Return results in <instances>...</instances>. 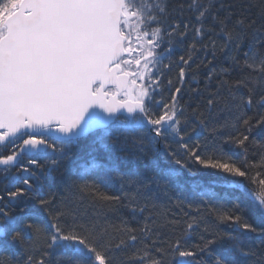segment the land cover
Instances as JSON below:
<instances>
[{
	"label": "snow or ice",
	"instance_id": "snow-or-ice-1",
	"mask_svg": "<svg viewBox=\"0 0 264 264\" xmlns=\"http://www.w3.org/2000/svg\"><path fill=\"white\" fill-rule=\"evenodd\" d=\"M158 145L193 175L241 178L231 207H209V223L200 206L159 204L137 165ZM62 168L64 186L45 190ZM113 181L119 194L101 190ZM116 206L142 219L115 224ZM65 260L264 264V0H0V264Z\"/></svg>",
	"mask_w": 264,
	"mask_h": 264
},
{
	"label": "trees",
	"instance_id": "trees-1",
	"mask_svg": "<svg viewBox=\"0 0 264 264\" xmlns=\"http://www.w3.org/2000/svg\"><path fill=\"white\" fill-rule=\"evenodd\" d=\"M180 50H181V48H176L171 55L165 54L162 57V65L163 64H168L170 60H172V61L177 60ZM217 62L221 63V64H226L227 63L226 60H225V57H223L222 55L219 56ZM162 65H161V67H162ZM162 70L164 72V76L161 77V78L164 79L163 83L165 84V91L163 92V95H164V97L166 99L167 96L169 95L168 91L166 90V88H167L166 79H172L173 83H175L178 69L173 67L171 70L163 69V68H162ZM205 71H206V69H201V71H200V76L201 77H203V74H204ZM233 75H235V73H233ZM189 81H190V78H189ZM192 86L195 87L196 85L193 83ZM200 86L201 87L203 86V80L202 79H201ZM157 99H159V97H157ZM201 143L203 144L204 140H202ZM86 145L87 144H85L82 148H86ZM158 146H160V145H158ZM77 151H79L78 152L79 154H81L83 152V151H81L79 149ZM226 151H229V154L234 157V159L237 161V163H239L240 160L244 159V154L238 148H236V149H226ZM164 152H165V149H164V147L162 145V149H161V152H160L161 155H159V157H158L159 160H157L156 163L160 167L159 169H161V170H163V168H165L167 165H169L170 166V170L173 172L175 165L172 164V163H169L168 161H166L164 159ZM100 153H103V149H98V151L96 153H94V155L98 156ZM209 154H211V152H209ZM255 158L256 157H255L254 153L252 151H250L248 156H247V159L249 161H253ZM62 169L57 171L56 174H58ZM210 170H213V169L210 168ZM214 171L216 172L217 176L223 178L228 183V186L230 188V190L218 191L217 194H216V200L218 201V203H222L225 207H229L230 208L231 207V198H232V194H233V188L231 186H233L235 181H237V180H239L241 178L231 176L229 174L223 173L222 171H218V170H214ZM144 174L146 176H148V177H155L156 178V176H154V175H150V174H146V173H144ZM67 179H68V176H62V179H60V181L58 183V184H60V189H61V187L64 186V182ZM117 183L119 185L118 181H117ZM160 186H161L160 187V191L157 190V186L156 185L152 186L153 194L160 195L162 200L158 201V203L170 208L171 212L177 213L178 215H182V213H180L179 208L176 207L177 203H180L181 207H183L185 211H189V212H193V209L196 206H200L205 212V219L209 223H213L215 221V217L213 215H211L210 213H208L207 209L209 207H215L216 205L207 207V206H205V204L207 202H205V204H204L203 202H200V201H194V202H188L187 201L186 191L190 190L189 184L180 182L177 186L171 188V194H172L171 195V199H172L173 202L164 201V198H165L164 195L168 194L169 190H167L166 187H164L162 185H160ZM52 189L54 191H59V187L58 188H52ZM45 190H47V189L45 188ZM101 190L104 191L106 194H112L111 192L106 190L104 187L101 188ZM114 194H119V193L115 192ZM181 194H183V196L181 197L182 200H178V199L174 200L175 198H177ZM85 200L87 201V205H90L91 202L87 199V192H86V199ZM188 205H192L193 208L189 209L187 207ZM244 207H245V215L251 221L253 219V216L251 214V210H250V208H249V206L247 204H245ZM193 214H195V213L193 212ZM107 215H108V218L115 224H119L121 219H126V220H129L131 222L132 226H136L138 221L140 219H142L141 217L137 216V219L133 220L132 219L133 214L130 212V210L127 207H122V206H116L112 210H107ZM220 230L221 231H225V232L232 231V230L229 229V226L227 224H221L220 225ZM197 242H199L198 236H193L192 237V243H197ZM8 255L10 256L11 253H9Z\"/></svg>",
	"mask_w": 264,
	"mask_h": 264
},
{
	"label": "bare ground",
	"instance_id": "bare-ground-1",
	"mask_svg": "<svg viewBox=\"0 0 264 264\" xmlns=\"http://www.w3.org/2000/svg\"><path fill=\"white\" fill-rule=\"evenodd\" d=\"M183 54V49L181 48L179 55ZM223 56V55H222ZM179 57V56H178ZM224 57V56H223ZM205 135H209L207 131H204L202 135L197 136L196 139H199L201 142L203 137ZM88 144V141L84 142V145ZM83 145V146H84ZM82 146V147H83ZM86 149V148H85ZM162 145L157 146V148L154 150L152 155V160L155 161V163H152L149 160H145L144 162H137L139 170L143 173L150 174L156 176V178L159 181V184L166 187L167 190H169L168 194L164 195V201L167 202H173L171 199V188L177 186L180 182L187 183L190 186V190L186 191V197L188 202H194V201H200L205 204V206H214L218 203L216 200V194L218 191L223 190H230L228 183L221 177L216 175V172L214 170H210V168H199L198 170H195V174L189 173L187 170L181 169L179 166L175 165L173 173L175 175L169 177L170 166L167 165L163 170L159 169L160 167L157 165L156 161L159 160L158 157L161 152ZM78 155H83L86 157V150H84L81 154L78 153ZM103 153H100L97 157L101 156ZM87 158V157H86ZM82 163V161H81ZM95 171V170H94ZM172 172V171H171ZM62 176H68L64 169H62L58 174L54 172L51 176L47 177L44 180V186L46 189L48 188H58L60 190V184L59 181L62 179ZM159 186L157 188L158 191H160ZM233 188V186H231ZM62 188V187H61ZM103 188V186H102ZM112 194L119 193V185L117 181H113L110 187L105 188ZM183 194L179 195L174 200H182ZM158 201H161L160 195H158ZM157 201V202H158ZM81 210H87L89 214L93 212V208L87 205V201L84 200L82 202ZM131 212V211H130ZM133 214V213H132ZM230 230H232L231 227H229ZM58 255V254H57ZM69 256H72L73 259L75 258V254L69 253ZM64 264H71L70 260H65Z\"/></svg>",
	"mask_w": 264,
	"mask_h": 264
},
{
	"label": "rangeland",
	"instance_id": "rangeland-1",
	"mask_svg": "<svg viewBox=\"0 0 264 264\" xmlns=\"http://www.w3.org/2000/svg\"><path fill=\"white\" fill-rule=\"evenodd\" d=\"M161 80H162V82H163V80H164V79H163V78H161Z\"/></svg>",
	"mask_w": 264,
	"mask_h": 264
}]
</instances>
